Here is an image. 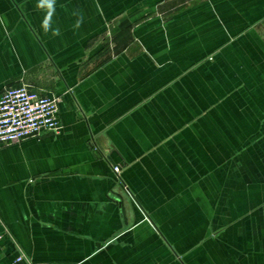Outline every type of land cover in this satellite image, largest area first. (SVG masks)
Returning a JSON list of instances; mask_svg holds the SVG:
<instances>
[{
	"label": "crops",
	"instance_id": "0c3cea01",
	"mask_svg": "<svg viewBox=\"0 0 264 264\" xmlns=\"http://www.w3.org/2000/svg\"><path fill=\"white\" fill-rule=\"evenodd\" d=\"M22 81L61 128L0 148V264H264V0H0Z\"/></svg>",
	"mask_w": 264,
	"mask_h": 264
},
{
	"label": "built area",
	"instance_id": "2783aa9c",
	"mask_svg": "<svg viewBox=\"0 0 264 264\" xmlns=\"http://www.w3.org/2000/svg\"><path fill=\"white\" fill-rule=\"evenodd\" d=\"M59 96L41 93L22 81L5 86L0 93V148L28 138H39L45 133H57ZM119 172V167L114 166ZM11 264H27L23 254L17 255Z\"/></svg>",
	"mask_w": 264,
	"mask_h": 264
},
{
	"label": "rangeland",
	"instance_id": "374dc122",
	"mask_svg": "<svg viewBox=\"0 0 264 264\" xmlns=\"http://www.w3.org/2000/svg\"><path fill=\"white\" fill-rule=\"evenodd\" d=\"M228 169H229V167H228Z\"/></svg>",
	"mask_w": 264,
	"mask_h": 264
}]
</instances>
